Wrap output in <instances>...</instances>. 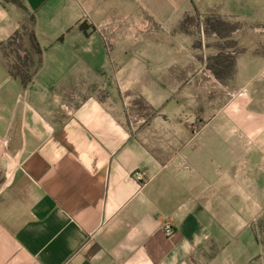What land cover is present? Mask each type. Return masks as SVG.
<instances>
[{
    "label": "crops",
    "instance_id": "crops-1",
    "mask_svg": "<svg viewBox=\"0 0 264 264\" xmlns=\"http://www.w3.org/2000/svg\"><path fill=\"white\" fill-rule=\"evenodd\" d=\"M0 264H264V0H0Z\"/></svg>",
    "mask_w": 264,
    "mask_h": 264
},
{
    "label": "rangeland",
    "instance_id": "rangeland-1",
    "mask_svg": "<svg viewBox=\"0 0 264 264\" xmlns=\"http://www.w3.org/2000/svg\"><path fill=\"white\" fill-rule=\"evenodd\" d=\"M30 22V21H29ZM194 63V62H193ZM196 63V62H195ZM193 66H192V64H191V68H192ZM218 78H214V77H210V76H207V77H205L204 78V80L206 81V86H207V90H209L210 89V91H211V94L210 95H208L207 94V96H211V97H213V95H214V89H213V87H214V85H216L215 84V82L214 81H219V80H217ZM194 80H197V78L196 77H191L190 78V80H189V84L190 85H192V82L194 81ZM229 83V82H228ZM230 95L232 96L233 94H228V96L230 97ZM225 96H223L222 98H224ZM225 99V98H224ZM227 99V98H226ZM134 114L132 113L131 114V116H133ZM149 116V114L147 113L146 114V117H148ZM130 122H131V124L133 125L134 124V119L131 117V119H130Z\"/></svg>",
    "mask_w": 264,
    "mask_h": 264
},
{
    "label": "built area",
    "instance_id": "built-area-1",
    "mask_svg": "<svg viewBox=\"0 0 264 264\" xmlns=\"http://www.w3.org/2000/svg\"><path fill=\"white\" fill-rule=\"evenodd\" d=\"M134 176H135V179L137 180V182H141V183L143 182V177L141 174L135 173ZM164 232L168 237H170L174 234V229L170 224H166L164 226Z\"/></svg>",
    "mask_w": 264,
    "mask_h": 264
},
{
    "label": "trees",
    "instance_id": "trees-1",
    "mask_svg": "<svg viewBox=\"0 0 264 264\" xmlns=\"http://www.w3.org/2000/svg\"><path fill=\"white\" fill-rule=\"evenodd\" d=\"M31 38H32V43H33V45H34V47H35V49H36V51L38 50V45H37V43H36V40H35V38H34V36H31ZM261 229V228H260Z\"/></svg>",
    "mask_w": 264,
    "mask_h": 264
}]
</instances>
